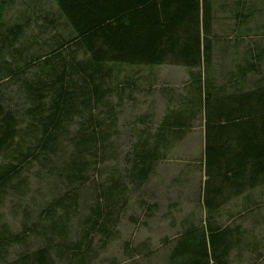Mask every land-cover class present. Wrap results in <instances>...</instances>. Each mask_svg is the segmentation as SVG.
Wrapping results in <instances>:
<instances>
[{"label": "rangeland", "instance_id": "374dc122", "mask_svg": "<svg viewBox=\"0 0 264 264\" xmlns=\"http://www.w3.org/2000/svg\"><path fill=\"white\" fill-rule=\"evenodd\" d=\"M1 2L8 4L6 34L15 25L27 26L20 39L0 46V70L1 64L13 70L10 76L7 71L0 72V99L23 120L15 146L0 158V170L11 164L17 168L12 184H0V264H17L24 256L52 246L47 236L53 225L61 229L50 250L55 264H71L78 245L91 250L87 264H170L188 232L237 226L246 233L233 238L235 247L227 264H264V238L255 226L264 222V185L241 186L240 192L223 198V206L215 213L206 207L209 186L215 181L206 172L203 104L195 116L186 114L189 127L183 128L184 139L165 136L164 149L158 151L165 160L159 159L156 175L149 182L140 185L129 179L126 159L138 132H144V137L156 135L160 121L155 118L165 114V92L179 90L181 97L187 98L184 104L211 97L215 105L230 96L264 88V0H209L213 51L206 67L210 77L208 81L205 77L201 94L199 83L190 87V72L183 67L111 63V77L104 86L111 91L95 114L101 112V120L110 117L107 125L113 123L115 133L95 158L86 157L85 169L77 171L72 167L76 160L74 139L83 119L78 117L68 134L60 136L51 151H45L42 131L32 133L35 127H31L28 112L33 106L23 84L42 76L47 55H53L57 41L71 36V28L54 0H0V6ZM74 54L76 62L83 59L82 54ZM74 54L63 57L70 60ZM33 56L38 59L31 60ZM158 70L165 82L157 84L155 91L163 93L152 96L147 80ZM73 172H81L85 181L73 183ZM114 179L119 180L122 196L117 197L120 204L109 232L94 231L86 238L98 204H104L101 196L111 190ZM54 209L53 221L50 213ZM233 232L236 230L231 232L234 237Z\"/></svg>", "mask_w": 264, "mask_h": 264}, {"label": "trees", "instance_id": "16d2710c", "mask_svg": "<svg viewBox=\"0 0 264 264\" xmlns=\"http://www.w3.org/2000/svg\"><path fill=\"white\" fill-rule=\"evenodd\" d=\"M54 1L71 28V36L55 43L53 55L46 57L42 76L23 84L27 99L33 106L28 112L31 127H35L32 133L37 135L42 131L41 147L45 151H51L54 142L68 134L78 117L83 119L76 141L74 139L76 160L72 167L76 171L84 170L86 157L95 158L115 133L113 123L107 125L110 117L101 120V112L95 114L103 107L111 91L104 88L111 77L108 75L111 63L132 67H183L189 70L191 81L201 85L197 89L199 94L202 93L205 77L207 81L210 77L206 67L213 51L209 0ZM1 4L0 46L20 39L27 26L15 25L6 34L3 28L8 4ZM71 52L82 54L83 59L76 62L75 54L70 60L63 57ZM37 59L36 56L31 58L33 61ZM2 66L0 72L7 71V76L13 73L7 66ZM250 69L253 71L255 66L251 65ZM211 100V97L205 101L190 100L192 103L185 104L184 111L179 109L172 113L180 114L175 123L172 115V118L168 115L157 125L156 135L144 137V132H138L139 137L137 134L132 149L127 152L128 178L140 185L149 182L156 175L159 159L165 160L166 156H158L159 148L164 149L165 136L184 137L183 128L189 127L186 114L195 116L203 104L206 112V172L215 181L206 195L209 212H217L224 204L223 198L240 192V185L251 188L264 185V88L230 96L215 105ZM107 114L110 115L109 110ZM22 124V118L8 111L0 99V158L15 146ZM16 169L12 164L2 168L0 184H12ZM80 173L71 174H76L71 178L73 183L85 181ZM119 185V180L114 179L111 190L101 196L104 204H98L86 238L94 231L109 232V224L115 219L114 214L120 204L117 197L122 196V191L118 193ZM55 212L56 209L50 213L53 221ZM233 230H236L234 237L231 234ZM48 233L47 241L52 246L24 256L17 264H55L50 250L52 239L61 234V229L53 225ZM242 233L246 231L241 226L230 230L210 227L200 232H188L174 251L175 258L170 264H227L226 258L235 247L232 240L241 237ZM19 237L13 236V239H21ZM76 249L70 263L87 264L86 256L91 250H83L80 245ZM59 250V256L63 258V250Z\"/></svg>", "mask_w": 264, "mask_h": 264}, {"label": "crops", "instance_id": "0c3cea01", "mask_svg": "<svg viewBox=\"0 0 264 264\" xmlns=\"http://www.w3.org/2000/svg\"><path fill=\"white\" fill-rule=\"evenodd\" d=\"M164 75L160 72V70L156 71L153 75H151L150 80L152 81V83L150 82L149 78H148V84L149 86L152 88V96L153 95H158V94H162L163 92H157L155 91V86L161 82H165V78ZM196 85H198L197 83H193L191 81L190 83V87H195ZM165 97L163 98V103H164V112L165 114L161 115L159 118H155L156 121H160L159 123H157L156 125H160L162 123V121L164 120V118L166 116H170L172 115L173 112H177L179 111V109L181 110H185V104L186 100L184 97H181V94L179 92V90H174L172 92H170L169 94H167L166 92L164 93ZM167 95L172 96V98H168ZM183 95L185 96V92L183 91ZM151 96L150 99H152L153 97ZM151 102V101H150ZM152 103V102H151ZM153 108V107H152ZM178 116H180V114L178 113V115H172V119L173 122L175 123V119L178 118ZM186 120V119H185ZM189 125V124H187ZM175 137L178 138V140L184 139L185 137H180L179 135H174ZM243 185H240V187ZM255 226L257 228V232H260L262 236H259L260 238H264V222L262 221L261 223L256 222ZM245 231V229H244ZM252 231H255V228L252 229Z\"/></svg>", "mask_w": 264, "mask_h": 264}]
</instances>
